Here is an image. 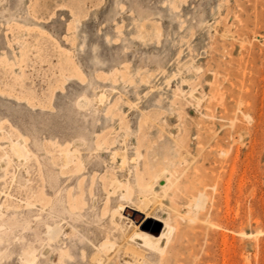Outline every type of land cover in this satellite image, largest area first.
I'll list each match as a JSON object with an SVG mask.
<instances>
[{
	"label": "rangeland",
	"instance_id": "rangeland-1",
	"mask_svg": "<svg viewBox=\"0 0 264 264\" xmlns=\"http://www.w3.org/2000/svg\"><path fill=\"white\" fill-rule=\"evenodd\" d=\"M18 138L27 161L10 149ZM66 150L79 172L52 164ZM2 154L0 264L38 253L42 195L82 198L80 212L54 204L64 218L47 220L99 235L109 219L99 215L102 177L122 190L128 178L121 201L135 207L136 166L144 181L163 167L176 176L162 197L168 210L184 214L190 196L199 203L192 221L176 217L161 264H264V0H0ZM144 215L136 222L148 230L164 226ZM63 241L75 264L87 262L74 238Z\"/></svg>",
	"mask_w": 264,
	"mask_h": 264
},
{
	"label": "bare ground",
	"instance_id": "bare-ground-1",
	"mask_svg": "<svg viewBox=\"0 0 264 264\" xmlns=\"http://www.w3.org/2000/svg\"><path fill=\"white\" fill-rule=\"evenodd\" d=\"M100 97L102 98V96ZM9 145L10 149L17 157H23L26 161L29 159L31 150L28 148L25 138L12 140ZM97 145H99V143H97ZM223 153L226 152L223 150ZM4 155L7 154L0 155V160H3V163H5L3 168L6 170L8 162L5 161ZM120 155V164L123 166L127 162V157L124 152L120 153ZM61 158V163H58L53 159L52 164L58 165L62 172H79L84 167L82 162L79 159H76V157L73 156V153H71L69 150L64 151ZM48 175L50 181L51 179H53L55 182L57 181V175L54 173V171L50 172ZM134 176L136 178L138 190L142 194L141 197L138 196L139 199L137 200L135 207H129L128 204L124 205L121 201L122 198L128 199L130 197L128 178L126 179L124 189L122 190L119 188L122 183L117 177L112 175L102 177L101 187L102 189L106 190L105 193L107 194L105 196L104 204L100 208L99 215L102 219H104L106 216L107 218L109 217V219L103 224V229L99 228V235L93 234L94 236H89V234L79 233L74 227H72L69 232H65L60 220L54 223L47 220L48 217L51 218L58 215L63 216L61 211L57 212L55 209L51 208H54L56 204L65 208L67 213L70 212L74 214L75 210L80 212L84 204V200L82 198L78 199L77 196H74L70 191H68L65 197L67 204L65 205L63 203V199L61 198H55L54 200L51 197L47 198L42 195L40 202L42 203V209L40 211L43 212L47 209L48 211L45 217L36 223L34 228L35 237L41 247L39 248L38 253H36L34 249L26 250L23 256V264H70V262L73 261V255L71 254L70 249L67 248L66 245H63V242L65 241H63L64 237H72L76 240V244L74 246L80 248V260L86 258L87 262L85 261V264H107L105 261L110 259L112 256L116 258L121 256L122 262H120L119 259H116L117 262L119 261V264H155V262L151 261L147 257V253L152 255L158 254L159 262L157 264H161L165 247L172 241L173 235L176 231V217L178 216L184 219L188 218L189 221H192L193 215L195 214L199 203L196 198L190 196L189 199H187L188 202L184 214H182L183 212L181 213V211L178 209L172 208L174 210L172 211L171 208L168 210L164 207L162 197L167 195L165 194L166 190L172 185L174 186L177 180L176 176L173 177L174 175L168 167H163L159 171L154 172L148 177L149 180L144 181L145 176L139 172L136 166V172L134 173ZM160 177H163L165 182L161 185L160 190L157 191L154 189L152 183L158 181ZM92 182H94V180H92ZM52 186H54V184H52ZM119 189L121 190L120 192H118ZM116 191L117 204L112 208L110 202V193H115ZM151 200L154 201V203L157 201L156 205H158V207L156 206L157 208L153 214H151V211H149V208L151 207L149 206V203ZM31 203L29 202L27 204L32 206ZM137 212H143L145 214V218L158 220L162 222L164 226L161 230H159L160 228L158 227L156 233L148 230L145 227L144 222H136L139 217ZM24 221L25 223L23 227H29V221L26 219ZM242 233H244V231ZM87 247L89 250L86 249ZM88 253L89 255H87Z\"/></svg>",
	"mask_w": 264,
	"mask_h": 264
}]
</instances>
